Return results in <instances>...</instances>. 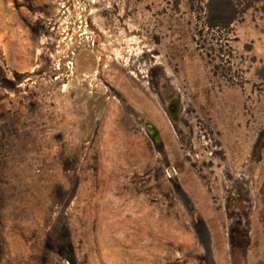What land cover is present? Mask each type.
<instances>
[{"label":"rangeland","instance_id":"rangeland-1","mask_svg":"<svg viewBox=\"0 0 264 264\" xmlns=\"http://www.w3.org/2000/svg\"><path fill=\"white\" fill-rule=\"evenodd\" d=\"M264 0H0V264H264Z\"/></svg>","mask_w":264,"mask_h":264},{"label":"crops","instance_id":"crops-1","mask_svg":"<svg viewBox=\"0 0 264 264\" xmlns=\"http://www.w3.org/2000/svg\"><path fill=\"white\" fill-rule=\"evenodd\" d=\"M259 254L264 258V250H262L261 252L259 251Z\"/></svg>","mask_w":264,"mask_h":264}]
</instances>
